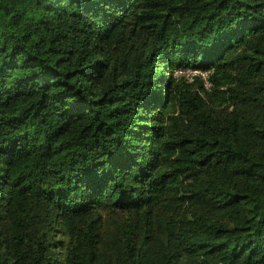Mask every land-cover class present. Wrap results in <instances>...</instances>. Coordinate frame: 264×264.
Segmentation results:
<instances>
[{"label": "trees", "instance_id": "obj_1", "mask_svg": "<svg viewBox=\"0 0 264 264\" xmlns=\"http://www.w3.org/2000/svg\"><path fill=\"white\" fill-rule=\"evenodd\" d=\"M0 264H264V0H0Z\"/></svg>", "mask_w": 264, "mask_h": 264}, {"label": "built area", "instance_id": "obj_2", "mask_svg": "<svg viewBox=\"0 0 264 264\" xmlns=\"http://www.w3.org/2000/svg\"><path fill=\"white\" fill-rule=\"evenodd\" d=\"M181 76H186L187 78L192 79L194 76L196 75H201L203 76L205 79H207V73H203V72H197V71H190V70H184L180 72ZM192 75V76H191ZM209 86V85H208Z\"/></svg>", "mask_w": 264, "mask_h": 264}, {"label": "rangeland", "instance_id": "obj_3", "mask_svg": "<svg viewBox=\"0 0 264 264\" xmlns=\"http://www.w3.org/2000/svg\"><path fill=\"white\" fill-rule=\"evenodd\" d=\"M180 72H181V71H175V72H174V76L177 77V78H178V77H182L181 74H180ZM191 76H192V75H191ZM79 221L81 222L82 225L85 224V222H84L82 219H79Z\"/></svg>", "mask_w": 264, "mask_h": 264}]
</instances>
